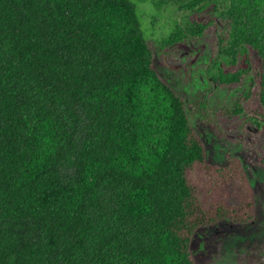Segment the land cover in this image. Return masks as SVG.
Returning <instances> with one entry per match:
<instances>
[{
	"label": "trees",
	"instance_id": "obj_1",
	"mask_svg": "<svg viewBox=\"0 0 264 264\" xmlns=\"http://www.w3.org/2000/svg\"><path fill=\"white\" fill-rule=\"evenodd\" d=\"M219 1L150 2L224 25L264 108V0ZM151 58L131 0H0V264H193L197 229L246 222Z\"/></svg>",
	"mask_w": 264,
	"mask_h": 264
},
{
	"label": "rangeland",
	"instance_id": "obj_2",
	"mask_svg": "<svg viewBox=\"0 0 264 264\" xmlns=\"http://www.w3.org/2000/svg\"><path fill=\"white\" fill-rule=\"evenodd\" d=\"M131 1L135 3L140 29L152 53L151 67L180 100L187 123L202 144L206 162L218 167H238L248 186L246 222L235 225L222 220L197 229L189 246L193 264H264V125L254 126L246 119L260 115L253 94L255 80L246 79L248 100L239 105L245 115L234 118L231 109L236 103V94L227 88L210 89L199 77L205 59L214 50L212 30H206L197 41L203 48L202 59L194 63L188 81L183 71L168 69L162 63V58L168 63L181 62L192 54L196 43L190 39L184 41L189 52L181 56V47L164 52L160 46L161 39L172 31L178 19L175 7L165 6L156 11L151 0ZM250 54L246 49L245 57L250 59ZM253 69L256 72L257 63ZM200 182L204 185V180ZM214 197L217 198L211 193L210 198Z\"/></svg>",
	"mask_w": 264,
	"mask_h": 264
},
{
	"label": "flooded vegetation",
	"instance_id": "obj_3",
	"mask_svg": "<svg viewBox=\"0 0 264 264\" xmlns=\"http://www.w3.org/2000/svg\"><path fill=\"white\" fill-rule=\"evenodd\" d=\"M220 5L222 1H219ZM187 11H182L183 14L181 18L179 17L181 13L178 14V19H176V26L178 27L181 35L180 40L171 43L168 46L163 48V51L166 52L173 47H181L183 50L179 55H184V52H189V49L183 45L186 40H195V46H192V54L188 55L186 59L182 60L179 63H168L165 58H162V63L164 67L171 70H181L185 73L188 81L191 75V72L194 68V63L201 60L203 48L199 43L198 39L203 37L206 30H212L213 32V42L214 50L212 54L205 59V63L201 68L200 80L209 85L210 89L215 87L217 88H227L231 89L236 94L237 99L235 104L231 109V113L234 118H243L244 113L242 112L241 107L239 106L243 102L248 100V85L245 83L246 79L250 81L255 80V71L253 65L257 63L255 56L250 54V59L243 56H235L234 60L231 62L229 54L225 52L226 42H225V30L222 25L215 19L210 18L208 15L203 18L200 17L198 12L195 13V5L192 8L186 9ZM187 15V17H185ZM196 23L204 24L203 30L197 34V29L195 27ZM176 64H186L185 67L180 69H173L171 65ZM196 66V64H195ZM246 84V85H245ZM253 88V87H252ZM206 93V92H205ZM255 103L259 108L260 115L256 117H246L247 120L252 121V125L258 126L259 123L264 125V108L258 104L256 100L255 90L253 91ZM206 94L203 95V98ZM264 163V159H263Z\"/></svg>",
	"mask_w": 264,
	"mask_h": 264
},
{
	"label": "water",
	"instance_id": "obj_4",
	"mask_svg": "<svg viewBox=\"0 0 264 264\" xmlns=\"http://www.w3.org/2000/svg\"><path fill=\"white\" fill-rule=\"evenodd\" d=\"M186 64L180 65V64H176V65H171V68L173 69H180L181 67H185Z\"/></svg>",
	"mask_w": 264,
	"mask_h": 264
}]
</instances>
